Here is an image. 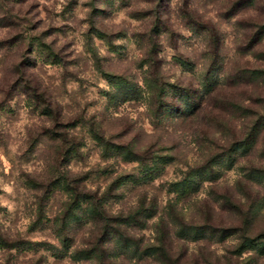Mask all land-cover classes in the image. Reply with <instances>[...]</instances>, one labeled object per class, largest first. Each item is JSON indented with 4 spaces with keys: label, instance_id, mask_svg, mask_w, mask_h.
<instances>
[{
    "label": "rangeland",
    "instance_id": "rangeland-1",
    "mask_svg": "<svg viewBox=\"0 0 264 264\" xmlns=\"http://www.w3.org/2000/svg\"><path fill=\"white\" fill-rule=\"evenodd\" d=\"M228 1L190 2L220 31V79L236 67L261 64L251 50L237 48L243 32L237 20L256 16L257 9L225 15ZM179 3H163L173 32L159 35L160 73L198 87L207 63L206 37L181 18ZM151 4L0 0V264H94L95 258L76 250L96 244L106 246L113 264H264V253L235 251L243 231L264 229V175L243 171L264 170V126L247 149L230 147L244 135L253 116L247 110L257 106L251 97L264 93V82L224 79L194 112L154 115L141 61ZM106 74L126 77L133 89L116 87ZM130 148L165 161L147 159L152 177L142 176L140 162L125 152ZM213 156L214 171L176 185L196 187L190 193L168 189ZM66 186L102 195L108 215L154 196L159 210L127 229L140 247L155 242L162 215L168 257L131 254L112 237L106 240L103 220L88 217L83 203L74 206ZM171 202L183 221L231 225L235 231L179 236Z\"/></svg>",
    "mask_w": 264,
    "mask_h": 264
},
{
    "label": "trees",
    "instance_id": "trees-1",
    "mask_svg": "<svg viewBox=\"0 0 264 264\" xmlns=\"http://www.w3.org/2000/svg\"><path fill=\"white\" fill-rule=\"evenodd\" d=\"M152 2L149 9L145 12L149 15V23L145 29L144 35L146 36V44L144 47L143 55L141 58L142 63L147 66V80L151 87L150 100L154 102L153 114H167L176 112L178 114H184L189 112H194L197 108L201 106L203 97L206 94L212 93L215 90L220 81L224 79H229L232 82L242 81V82H252L262 81L264 82V45L262 43L264 39V0H229L227 5H225L223 13L229 15L231 13H237L241 10L247 8L257 9V15L251 16V18H239L237 20L239 26L243 27L242 40L238 44L237 48L239 51L251 50L252 54L261 60V64H255L252 66H240L234 68L230 73H226L223 77L219 78L220 67L222 65V37L220 31L216 26V23L209 18H203L190 4L191 0H180L178 8L180 11L181 18L187 22L196 32H203L206 41V57L207 63L200 75V82L198 87L186 86L182 83H176L173 81H168L162 78L160 73V61L158 57V49L160 43V32L165 30L168 35L172 36L173 29L168 25L167 18L165 16L163 3L164 0H150ZM142 39V38H141ZM178 61L184 65L188 64L187 59L178 58ZM108 79H111L113 84L123 89H133L130 80L126 79L118 74H106ZM232 78V79H230ZM131 86V87H130ZM260 93V94H259ZM256 93L251 99L256 103V107H251L247 111L253 114L247 129H245L244 135L238 139L231 141L230 147L235 149L240 147L241 149H247L251 146L254 141L255 136L259 133V130L264 126V93ZM120 149L123 147H119ZM133 159H137L142 165V176L149 174L152 177L151 172L153 167L145 162L147 159H152L154 164L158 161H162L165 158L155 159L150 158L148 153L136 152V150L127 149L125 150ZM156 156V155H155ZM228 156V154H227ZM229 157V156H228ZM215 156L210 157L203 164L199 166L190 167L186 171V175L170 182L168 189H174L178 191L180 195H186L190 193L194 186L190 184L184 187L176 188L177 184L185 183L190 181L194 174L200 175L201 173L208 171H214L212 168V163L216 161ZM165 161V160H164ZM154 166V165H153ZM158 166L156 165L155 168ZM245 175H264V170L257 167H244ZM212 175V174H211ZM135 175L132 174L130 178ZM210 177V176H209ZM145 180V179H143ZM125 181V176L123 178H118V184ZM67 185V184H65ZM172 185V186H171ZM69 187L70 193H72L71 201L74 206H81L83 203V209H86L88 217L97 220H103L104 233L107 234V238L114 239L121 250L129 251L131 254H153L156 256H162L164 258L167 256L166 248V231H165V221L162 215H158L156 221V228L158 229V234L156 236L155 242H147L142 247L139 245V240L128 232L127 227H135L138 225H143L144 217L155 214L159 209L157 206V200L155 197H150L149 200H145L144 197L140 198L136 206L127 211L126 213H118L116 215H108L104 212L100 204L101 196H97L88 190H78L73 192L74 188ZM175 187V188H174ZM189 187V188H185ZM189 189V191H188ZM186 191V192H184ZM168 210L175 223V233L179 236L189 235L192 236H202L205 232L209 234L213 233H232L234 227L229 226H216L208 222L194 223L190 221H183L177 216L176 208L171 203H168ZM241 233L240 240L235 247V251H241L243 249H255L257 252L264 253V229H261L254 233ZM106 247V246H105ZM99 245L88 246L86 248H79L76 253L81 257L85 258H95L96 262L94 264H113V260H110L106 254V248ZM132 251V252H130ZM130 256V255H129Z\"/></svg>",
    "mask_w": 264,
    "mask_h": 264
}]
</instances>
